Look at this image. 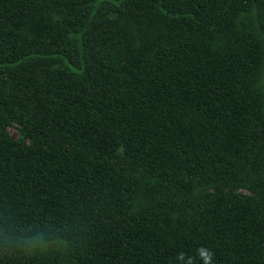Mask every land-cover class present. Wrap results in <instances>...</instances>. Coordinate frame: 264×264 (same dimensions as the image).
<instances>
[{"label": "trees", "instance_id": "trees-1", "mask_svg": "<svg viewBox=\"0 0 264 264\" xmlns=\"http://www.w3.org/2000/svg\"><path fill=\"white\" fill-rule=\"evenodd\" d=\"M210 255L264 264V0H0V264Z\"/></svg>", "mask_w": 264, "mask_h": 264}, {"label": "rangeland", "instance_id": "rangeland-1", "mask_svg": "<svg viewBox=\"0 0 264 264\" xmlns=\"http://www.w3.org/2000/svg\"><path fill=\"white\" fill-rule=\"evenodd\" d=\"M7 131L10 133V135H12L13 137H17L18 136V132H17V126L15 123L10 124L9 126H7ZM237 193L243 192L246 194V191H242L240 189L236 190ZM39 241V240H38ZM36 242V241H34ZM33 243V242H32ZM42 244V243H41Z\"/></svg>", "mask_w": 264, "mask_h": 264}, {"label": "clouds", "instance_id": "clouds-1", "mask_svg": "<svg viewBox=\"0 0 264 264\" xmlns=\"http://www.w3.org/2000/svg\"><path fill=\"white\" fill-rule=\"evenodd\" d=\"M210 260H211V255L208 256V258L205 260V264H210Z\"/></svg>", "mask_w": 264, "mask_h": 264}]
</instances>
